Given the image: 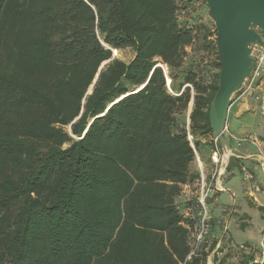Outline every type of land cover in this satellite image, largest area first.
<instances>
[{"label": "trees", "instance_id": "obj_1", "mask_svg": "<svg viewBox=\"0 0 264 264\" xmlns=\"http://www.w3.org/2000/svg\"><path fill=\"white\" fill-rule=\"evenodd\" d=\"M190 2L0 0V264H231L233 246L264 264L259 243L214 252L227 210L252 223L234 209L192 253L198 190L189 216L178 198L196 153L211 175L221 63L212 20L179 18ZM127 47L130 62L113 56Z\"/></svg>", "mask_w": 264, "mask_h": 264}, {"label": "water", "instance_id": "obj_2", "mask_svg": "<svg viewBox=\"0 0 264 264\" xmlns=\"http://www.w3.org/2000/svg\"><path fill=\"white\" fill-rule=\"evenodd\" d=\"M206 1L216 28L221 63L218 90L209 117L214 135L226 151L228 147L223 127L227 123L233 95L242 89L257 64L252 56L253 44L264 45V0ZM260 83L261 79L258 85ZM91 91L92 87L89 93Z\"/></svg>", "mask_w": 264, "mask_h": 264}, {"label": "rangeland", "instance_id": "obj_3", "mask_svg": "<svg viewBox=\"0 0 264 264\" xmlns=\"http://www.w3.org/2000/svg\"><path fill=\"white\" fill-rule=\"evenodd\" d=\"M179 18L187 19L189 20V22H194L198 25L206 23L208 24V26L212 27L214 24V21L209 14L208 5H207L206 0H191L186 10L180 11ZM210 20H212L213 24L211 23ZM210 38L213 39V38H216V36H211ZM119 50H120L119 55H116L113 50V56L120 60L125 61L126 63L130 62L135 56V52L133 48L131 47H127V48L119 49ZM187 51L189 53L187 56V63L191 60L192 57H195L196 59H199V60H204L205 63L211 60L210 59L211 53H209L205 48L200 49V50L198 49L195 50V49H192L191 47H187ZM260 79H261V83L260 85H258V82ZM239 96L245 97L246 102L248 104L249 112L252 113L248 121L249 131L247 133H248V136H250L249 139L250 141H259L261 143V146L260 148H258V150L252 149L251 151L257 154L259 153L260 155H264V141L261 140L262 136H264V61L260 64V66H258V69L256 70V72L252 73L251 77L245 81V83L242 86V89L233 95L232 102L233 100H236ZM190 111H191V104H190V107L188 109L187 116H186L187 124L190 122V119H189ZM214 138L215 136L213 137V139ZM211 139L212 137L202 138V140L204 141L205 140L209 141ZM219 146H220L219 148H220L221 154L224 155L225 150H223V147L220 144V142H219ZM214 147H215V143H214ZM205 153L207 156H209L211 152L207 150L205 151ZM229 156L231 155L229 154ZM231 158H233V156ZM200 162L198 161L196 157L194 166H196V168L200 170V176L202 175L201 168L205 170L204 174L205 176H207V169H206L207 167L204 169L201 159H200ZM263 162H264V159L260 161L253 160L251 161V164L248 163L247 165H245V163L243 162V166L245 167L244 168L245 170L244 169L241 170V168L240 170L242 174L245 173L246 177L244 178L242 175L236 173V176L232 177L230 182L226 185V188L237 190V188L241 187V185H243L244 183H248V181L250 185L256 183L257 180L261 181L260 176L258 175L257 170L255 168V165H259L262 168ZM223 167H225V163H223ZM234 170L236 172L239 171L237 169H234ZM225 176H226V173H224V175H221L220 183L224 182ZM198 183H200V180L195 181L194 184L190 186V189L192 190V192H194L193 197L197 194V190H199ZM179 203L182 204V202H179ZM188 203L189 204L192 203L191 200H189ZM184 206L186 207L184 208ZM188 207H191V204L189 206H187L186 203L182 205V208L184 209H187ZM228 212L229 211L227 210L226 213H224V217H227L228 220L237 217V216L231 215L228 218L227 216ZM250 213L253 214V226L254 227L252 229L249 227V229H246V230H239V226L237 225L238 222L236 221L228 224L227 233L226 231L224 232L223 224L219 226L218 232L220 233L217 232V234L218 236H220V238L222 236L223 242L228 237L229 233L234 234L233 238L235 237L239 241L245 239L248 236L249 238H253L254 240L260 237V229L262 228L263 222L260 220L258 212L255 213L254 210H250ZM260 216L262 218L261 214ZM248 220L250 221V218ZM216 225H218V223ZM211 228H214L212 224H211ZM215 234L216 233L209 235V242L212 241L213 238H215ZM231 254H232V257L230 259V263L239 264L241 262L242 251L238 247L233 246Z\"/></svg>", "mask_w": 264, "mask_h": 264}, {"label": "crops", "instance_id": "obj_4", "mask_svg": "<svg viewBox=\"0 0 264 264\" xmlns=\"http://www.w3.org/2000/svg\"><path fill=\"white\" fill-rule=\"evenodd\" d=\"M251 115L252 113L249 112L245 97L239 96L236 100H233L228 112V132L225 134L228 150L224 151V155H222L223 161L225 163L224 173H226L224 182L220 184L223 189L214 191V193L208 199V205L210 208L211 219L213 218L215 224L222 222L221 219H215L218 213L222 210L234 209L240 212L246 211L248 213H250V210H254L255 213H259V218L263 222L262 228L260 229V237L254 240L253 238H249L248 236L243 240L244 242H250L252 245H257V243H259L262 246V255L259 259H257V261L262 262L264 261V245L261 233L264 227V220L261 218L260 212L257 210V207L262 206L264 208V162L262 168L259 165H255L261 181L257 180L256 183L252 185H250L248 181V183H244L243 185H241V187L237 188V190L226 188V185L230 182L232 177L236 176V173L242 175L244 178L246 177L245 173H243V175L241 172V170L245 168L243 166V162L245 163V165H247L248 163L251 164V161L253 160L260 161L264 159V155H260L259 153L257 154L251 151L252 149L258 150V148H260L261 146V143L259 141H250V136H248L247 133L249 131L248 121ZM229 154L231 156H229ZM232 156L233 158H235V160L233 161L231 168L227 170V166L229 165L230 158ZM212 164L213 165L209 168V174H211L209 180L212 179V173L215 168L214 163ZM234 169H237L239 171L236 172ZM193 195L194 192H192V190L190 189V185L185 184L183 186L182 193L178 198V202H182L183 205L186 201L191 200ZM186 205L189 206L188 203H186ZM189 211H191L190 207L184 209V214L186 216L190 215L191 212ZM251 215L252 223L250 222V228L252 229L254 227L253 214ZM234 221L238 222V220H236V217L230 220L226 219L225 229H228V224ZM233 235L234 234L229 233L228 238H233ZM233 239L237 241L235 237ZM221 241L222 237L220 238V241L214 249V252L220 246Z\"/></svg>", "mask_w": 264, "mask_h": 264}, {"label": "built area", "instance_id": "obj_5", "mask_svg": "<svg viewBox=\"0 0 264 264\" xmlns=\"http://www.w3.org/2000/svg\"><path fill=\"white\" fill-rule=\"evenodd\" d=\"M264 49L263 45L255 43L252 46V56H254L257 60V64L254 68V72L258 69V66L264 61ZM257 67V69H256ZM256 69V70H255ZM224 134L228 132L227 123L223 127ZM189 138L192 141V135L189 134ZM215 147L213 153L211 155V160L215 165V168L212 173V179L208 180L204 174L203 169L201 168V178L199 183V190H198V206H199V220L198 226L194 231L195 236V244H194V251L198 248L205 240L206 236L210 231V211L208 207V199L216 190H222L223 188L220 186V178L221 175L225 172V167H223V157L220 151L219 140L215 136L214 138ZM196 157L200 162V157L196 153ZM201 163V162H200ZM208 264H213L211 258H209Z\"/></svg>", "mask_w": 264, "mask_h": 264}, {"label": "bare ground", "instance_id": "obj_6", "mask_svg": "<svg viewBox=\"0 0 264 264\" xmlns=\"http://www.w3.org/2000/svg\"><path fill=\"white\" fill-rule=\"evenodd\" d=\"M114 52H115L116 55H119L120 50L119 49H114Z\"/></svg>", "mask_w": 264, "mask_h": 264}]
</instances>
